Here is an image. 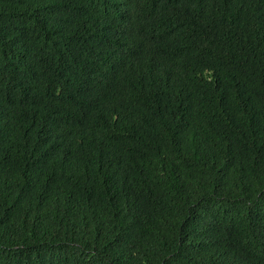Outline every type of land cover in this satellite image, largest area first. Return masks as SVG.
<instances>
[{
    "label": "trees",
    "instance_id": "trees-1",
    "mask_svg": "<svg viewBox=\"0 0 264 264\" xmlns=\"http://www.w3.org/2000/svg\"><path fill=\"white\" fill-rule=\"evenodd\" d=\"M0 264H264V0H0Z\"/></svg>",
    "mask_w": 264,
    "mask_h": 264
}]
</instances>
